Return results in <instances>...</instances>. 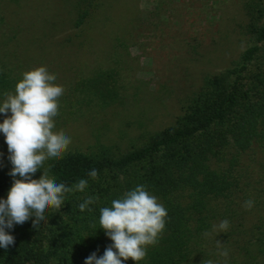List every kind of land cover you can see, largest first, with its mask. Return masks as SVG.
<instances>
[{
    "label": "rangeland",
    "instance_id": "374dc122",
    "mask_svg": "<svg viewBox=\"0 0 264 264\" xmlns=\"http://www.w3.org/2000/svg\"><path fill=\"white\" fill-rule=\"evenodd\" d=\"M244 2L0 0V73L16 84L25 70L46 66L65 89L54 131L71 138L67 151L103 143L125 152L173 125L204 76L228 67L245 49ZM7 151L0 132V154ZM247 158L254 177L264 173L263 151ZM261 207L228 219L227 232H212L224 220L215 219L195 264H264L245 231L264 219ZM224 249L226 258L219 254Z\"/></svg>",
    "mask_w": 264,
    "mask_h": 264
},
{
    "label": "trees",
    "instance_id": "16d2710c",
    "mask_svg": "<svg viewBox=\"0 0 264 264\" xmlns=\"http://www.w3.org/2000/svg\"><path fill=\"white\" fill-rule=\"evenodd\" d=\"M243 8L247 46L228 67L204 76L173 125L125 152L98 143L90 151L69 150L45 162L57 183L71 187L85 179L88 186L65 194L61 209H49L37 229L34 217L6 228L15 243L0 248V264H85L93 252L102 256L112 241L100 228V208L137 185H144L168 213L159 242L138 264H195L215 219L242 217L251 211L243 207L249 199L260 210L264 173L254 177L247 157L257 149L264 152V0H245ZM86 16L87 10L80 12L77 25ZM14 84L1 72L0 98ZM9 155L0 154V199L7 198L13 183ZM92 169L98 171L96 179L88 175ZM42 174L38 170L33 179ZM88 196L99 199L89 205L91 212H81L78 205ZM245 231L254 254L264 259V219L259 216Z\"/></svg>",
    "mask_w": 264,
    "mask_h": 264
},
{
    "label": "clouds",
    "instance_id": "9594fccd",
    "mask_svg": "<svg viewBox=\"0 0 264 264\" xmlns=\"http://www.w3.org/2000/svg\"><path fill=\"white\" fill-rule=\"evenodd\" d=\"M21 77L15 84L14 92H5L0 103V113L5 116L0 122V132L4 134L8 146L12 164L9 175L13 177L7 198L0 199V248L4 249L15 243L14 236L6 228L22 225L34 217L32 226L37 229L47 219L45 213L49 209L55 212L61 209L65 194L83 192L88 186L85 179H80L71 187L63 182L57 183L44 168L46 161L61 159L71 144V138L63 130L54 131V118L59 115V100L64 94V87L55 83L56 75L43 65L25 70ZM9 112L11 115H8ZM40 169L43 174L39 179H33ZM88 175L96 179L98 171L92 169ZM98 199L86 197L78 205L79 210L91 212L89 205ZM253 206L252 199L243 204L246 209ZM167 216L166 208L144 185L126 191L120 198L112 200L111 206L100 208V228L105 230L113 243L100 257L95 252L90 254L85 264H124L129 258L138 264L145 259L147 248L159 242ZM229 227L230 222L224 219L212 226V232H227ZM204 235L210 236L211 232ZM217 247H221L220 241H217ZM219 254L226 258L228 251L224 249Z\"/></svg>",
    "mask_w": 264,
    "mask_h": 264
}]
</instances>
